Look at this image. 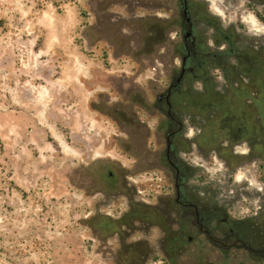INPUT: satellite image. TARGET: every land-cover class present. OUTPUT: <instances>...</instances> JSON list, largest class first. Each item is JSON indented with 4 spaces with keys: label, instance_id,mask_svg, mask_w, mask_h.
Listing matches in <instances>:
<instances>
[{
    "label": "rangeland",
    "instance_id": "rangeland-1",
    "mask_svg": "<svg viewBox=\"0 0 264 264\" xmlns=\"http://www.w3.org/2000/svg\"><path fill=\"white\" fill-rule=\"evenodd\" d=\"M197 1L240 51L264 43L251 0ZM178 19V0H0V264H264L206 239L174 248L158 219L173 178L156 100L180 65ZM193 82L173 100L186 184L255 217L264 95ZM251 125L260 134L232 138Z\"/></svg>",
    "mask_w": 264,
    "mask_h": 264
},
{
    "label": "flooded vegetation",
    "instance_id": "flooded-vegetation-1",
    "mask_svg": "<svg viewBox=\"0 0 264 264\" xmlns=\"http://www.w3.org/2000/svg\"><path fill=\"white\" fill-rule=\"evenodd\" d=\"M259 1H263L264 6V0H251L250 4L256 17L264 23V7H259ZM200 5L197 0H178L177 34L180 41L177 53L180 65L170 86L158 94L156 100L167 115L163 155L173 178L167 210L161 211L158 219L175 226L174 231L166 232L172 247L174 244L179 247L183 242L206 239L225 254L241 250L255 259L263 260L264 210L256 211L255 217H250L249 213L235 216L228 207L199 199L186 184L190 169L178 158L182 146L178 140L184 126L173 107V100L185 81L191 82L192 86L195 85L193 81H200L203 90H210L211 85L218 89L217 85L211 84L212 80L223 78L226 92L255 96L253 101H256L257 96L264 95V43L260 44L256 40L252 48L248 46L244 52L240 51L237 46L239 37L234 31L222 27L205 13H194V7ZM213 25L216 36L207 37L208 27ZM232 58L235 63L228 62ZM249 129L250 134L243 126L238 127L237 136L232 138L237 142L260 134L252 125ZM251 145L255 150H264V140H253ZM261 155L264 158V152Z\"/></svg>",
    "mask_w": 264,
    "mask_h": 264
}]
</instances>
